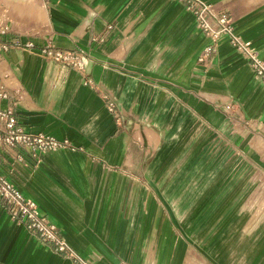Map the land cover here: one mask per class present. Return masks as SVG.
Here are the masks:
<instances>
[{"label":"crops","instance_id":"crops-1","mask_svg":"<svg viewBox=\"0 0 264 264\" xmlns=\"http://www.w3.org/2000/svg\"><path fill=\"white\" fill-rule=\"evenodd\" d=\"M205 1L228 10L264 60V0ZM0 10L6 41L85 53L84 71L22 47L0 53L20 125L74 147L0 145V173L83 257L264 264V241L241 226L252 175L264 173L251 144L264 142V82L242 52L222 38L199 62L210 38L181 0H0ZM0 264L74 263L0 205Z\"/></svg>","mask_w":264,"mask_h":264},{"label":"built area","instance_id":"built-area-1","mask_svg":"<svg viewBox=\"0 0 264 264\" xmlns=\"http://www.w3.org/2000/svg\"><path fill=\"white\" fill-rule=\"evenodd\" d=\"M196 17L199 26L210 38V43L199 56V62L206 64L219 46L222 38L242 52L250 61L255 75L264 82V60L251 41L245 40L235 32L233 17L226 9L217 8L205 0H181ZM111 27V26H109ZM11 31V23L7 12L0 10V53L12 47H22L38 52L46 59L72 66L80 71L85 70V53L80 49H65L47 42L35 50L33 42H9L3 36ZM11 97V88L0 74V100H9L5 107L0 106V145L22 146L34 152L56 151L66 147L74 148L67 139L33 132L20 125L16 116V103L18 95ZM10 99H13L12 101ZM107 107L115 112L116 105L107 101ZM231 111V106L226 105ZM120 120V116L117 118ZM0 205L9 213L10 217L19 225H24L41 242L51 246L56 252L70 259L74 264H91L61 235L59 227L43 215L37 203L25 197L18 187L6 176L0 173Z\"/></svg>","mask_w":264,"mask_h":264},{"label":"rangeland","instance_id":"rangeland-1","mask_svg":"<svg viewBox=\"0 0 264 264\" xmlns=\"http://www.w3.org/2000/svg\"><path fill=\"white\" fill-rule=\"evenodd\" d=\"M250 130L251 129L248 125H238L236 127L237 132L235 133L246 135L245 137H247ZM251 144L253 145L252 149H256L258 147V151H260L261 155L264 157V142L262 143L259 140H253L251 141ZM252 181L254 185L252 191L250 192V197H248L249 200L251 199L250 201L252 205L250 204L247 206V218L246 221L241 223V226H244V224L246 225L245 228L248 231L247 235L249 237L247 240L252 242L253 245H259L260 242L264 241V235H262L261 238L258 237L262 234V232H264V173H253ZM240 239L242 238H239V240ZM228 240H231V237ZM236 241V245L243 244L242 242H239L238 239Z\"/></svg>","mask_w":264,"mask_h":264}]
</instances>
